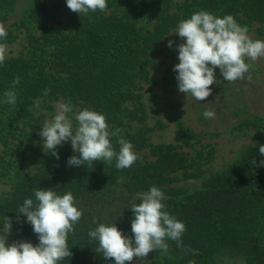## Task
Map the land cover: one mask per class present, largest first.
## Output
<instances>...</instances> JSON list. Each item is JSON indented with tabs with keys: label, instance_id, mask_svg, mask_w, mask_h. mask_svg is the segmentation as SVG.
Instances as JSON below:
<instances>
[{
	"label": "trees",
	"instance_id": "obj_1",
	"mask_svg": "<svg viewBox=\"0 0 264 264\" xmlns=\"http://www.w3.org/2000/svg\"><path fill=\"white\" fill-rule=\"evenodd\" d=\"M17 1L0 0V23L9 19ZM62 2H35L14 23L19 33L23 30V38L9 33L1 40L9 43L21 38L23 51L0 64V140L12 151L8 166L27 163L33 170L14 175L11 191L0 202V222L4 224L8 217L11 229L36 246L37 235L26 218H18V208L26 198L35 199L37 188L53 189L59 195L71 191L83 215L68 236L71 257L58 264H115L96 253L98 242L90 241L88 232L101 223L115 224L131 238L130 208L140 203L138 193L157 186L164 193L166 210L186 226L183 245L198 255L184 253L175 242L167 241L168 254L154 250L160 261L149 264H188L190 260L214 264V255L223 251L245 264H264V167L259 166L264 160L259 153L264 133L224 171L211 175L199 190L188 192L172 189L170 184L175 173L189 174L181 148L190 145L191 135L178 130L179 145H157L150 143L146 130L131 133L125 123L126 119L144 120L141 91L146 84H156L150 77L152 68L163 74L164 87L175 84L173 68L179 63L180 42L174 38L171 48L161 45L181 19L200 10L221 18L232 15L255 34L254 40H264V0H106L105 11L72 12L61 28V22L52 20ZM16 77L20 83L11 88ZM46 88L50 92L43 96ZM5 91L16 93L15 106L1 105ZM37 98L40 108L63 99L103 114L111 129H121L120 136L131 142L139 159L123 170L116 169L115 160L69 166L71 156L79 158L70 141L55 149L59 159L28 146L25 139L33 133L29 129ZM128 103L135 105L133 110ZM116 139L111 143L119 151ZM114 205L123 208L115 217H106V209Z\"/></svg>",
	"mask_w": 264,
	"mask_h": 264
},
{
	"label": "clouds",
	"instance_id": "obj_2",
	"mask_svg": "<svg viewBox=\"0 0 264 264\" xmlns=\"http://www.w3.org/2000/svg\"><path fill=\"white\" fill-rule=\"evenodd\" d=\"M66 6L78 15H86L98 10L105 11L107 3L106 0H66ZM248 32V27L238 24L232 15L221 18L200 10L191 14L190 18L181 19L173 31L184 41L178 45L179 63L173 68L177 73L178 91L190 94L197 102L205 100L212 94L209 86L217 83V68L227 82L244 80L246 73L247 79L251 80L245 58L255 61L264 57V40H253ZM4 37L6 32L0 28V38ZM172 44L169 41L167 46L171 48ZM5 58V46L0 44V64ZM19 83L20 78H14L11 88ZM49 92L50 89H44L43 96ZM4 98L5 103L15 106L17 95L14 91H5ZM33 106L39 109L41 99L37 98ZM202 115L206 119L216 118L215 111L207 107ZM120 133L121 129L109 127L103 114L87 107L77 111L69 100L57 102L55 115L43 122L39 135L44 150L56 159H59L55 151L57 146L70 141L72 151L78 153L79 158L71 156L67 161L69 166H81L85 162L93 164L94 161L111 164L115 160L116 169L123 170L131 167L139 156L131 142ZM113 137L117 138L119 151L111 143ZM259 153L264 156V145L259 146ZM259 166L264 167V160L260 161ZM33 195L35 199L26 198L18 208V218H26L39 243L36 246L20 241L7 244L12 224L6 217L0 230V264H58L72 255L67 243L68 236L74 232L75 225L83 215L82 210L75 206L72 192L59 195L53 189L37 188L33 190ZM137 197L140 203H133L130 208L133 214L131 238L123 235L115 224L101 223L88 232L90 241L98 242L97 254H102L105 260L112 259L115 264H131L134 258L144 259L154 250L167 255V241H173L184 253L198 255L197 250L183 245L182 235L186 226L166 210L163 203L165 196L160 188L151 186L147 191L138 193ZM188 264L195 262L190 260Z\"/></svg>",
	"mask_w": 264,
	"mask_h": 264
},
{
	"label": "rangeland",
	"instance_id": "obj_3",
	"mask_svg": "<svg viewBox=\"0 0 264 264\" xmlns=\"http://www.w3.org/2000/svg\"><path fill=\"white\" fill-rule=\"evenodd\" d=\"M38 1L41 0L17 1L9 19L0 23V28L4 29L6 36L9 33H12V36L19 33L14 23ZM71 13L72 11L66 6V0H63L56 11L57 18L52 20V23L59 21L61 22L59 27L64 28L63 23L67 22ZM22 32L23 30L19 33L21 38H23ZM248 35L254 40L253 32H248ZM21 38L11 40L9 43L1 42L2 38H0V44L5 46L6 58L16 57L23 51ZM174 38H177L180 44L184 43L173 33L164 39L161 48ZM245 62L249 65L251 80L247 79L246 73L244 80L227 82L217 68L215 69L217 83L209 86L212 94L198 102L190 94L186 95L178 91L177 80L173 86L166 88L162 85L163 74L156 72L154 68L150 70V77L156 84H146L141 91L144 120L131 122L126 119V130L131 133L146 130L150 143L157 145H179L180 142L175 139L178 130L191 135L190 145L181 148L187 157L186 173L189 174L180 171L172 175L174 182L170 184V188L188 192L199 190L211 175L224 171L264 133V57L255 61L245 58ZM57 102L66 101L59 99L47 103V107L33 110L34 121L30 123L29 129V131L33 130V133L25 139L28 146L38 151L44 150L39 133L43 122L55 115ZM4 104L3 100L1 105ZM71 105L77 111L81 109L80 106ZM134 106L133 103H128L127 108L133 110ZM206 107L215 111V119L204 118L202 113ZM72 123L75 127V120ZM10 154L12 151H8L5 143L0 140V202L6 199L11 191L16 173L30 174L33 170L27 163H14L8 166ZM121 208H123L121 205L107 208L106 217H115L116 212ZM2 229L3 224L0 222V230ZM14 241L32 243L11 229L7 236V244ZM159 258L156 252L152 251L144 259L134 258L131 264H149L160 261ZM212 260L214 264H245L241 258L226 251L215 254Z\"/></svg>",
	"mask_w": 264,
	"mask_h": 264
}]
</instances>
